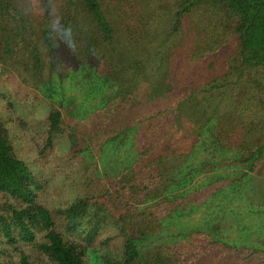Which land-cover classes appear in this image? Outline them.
Instances as JSON below:
<instances>
[{
  "label": "trees",
  "instance_id": "obj_1",
  "mask_svg": "<svg viewBox=\"0 0 264 264\" xmlns=\"http://www.w3.org/2000/svg\"><path fill=\"white\" fill-rule=\"evenodd\" d=\"M102 1L67 0L56 32L50 19L51 0H43L47 20L44 31L36 36L54 62L58 57L57 34L62 39H72L73 32L81 34L83 70L92 75L93 62L97 80L109 83L118 72L102 60L99 48L108 49L118 39ZM155 1L173 5L171 38L182 31L192 14L208 12L213 19L218 17L240 46L237 56L229 61L228 74L208 84L198 80L188 88L169 84L168 76L165 83L154 85L153 92L167 98L179 95L176 106L137 116L132 107L135 92L129 91V85L118 86L110 99L90 112L94 111L97 128L89 137V145L80 150L76 129L67 127L60 110L50 111L39 156L45 159L65 137L70 141L68 151L72 148L76 152L75 162L81 168L72 174L77 175L79 192L60 214L66 232L82 239L81 243L68 239L52 212L41 204L42 185L16 155L8 129L0 120V195L8 198L0 205L3 245H34L40 237L39 248L52 264H88L90 247L107 232L115 234L100 243L120 241L123 257L120 261L104 257V264H183L187 251L216 246L237 257L250 253L242 257V264H264V244L254 239L263 228L255 230L247 225L251 213L264 219V141L256 140L264 129V0ZM79 6L93 28L90 33L80 28L75 12ZM32 20L12 0H0L3 53L9 58L20 56L25 65L30 63L37 71L41 70L42 57L38 44L29 38ZM165 44L147 59L130 64L128 71L133 68V72L127 79L129 84L164 67L168 55ZM195 78L202 80L199 75ZM240 90H244L242 96L237 94ZM190 117H195V128L189 133L184 120ZM182 130L185 138L176 144ZM119 155L122 162L117 160ZM113 156H117L113 164L120 170H114L108 186H96ZM73 158L63 160L62 166L70 167ZM193 214L199 215L198 222L187 223ZM235 225L244 228L238 230L237 237L232 233ZM147 240L156 249L149 252L150 247L144 246ZM145 247L146 253L142 252ZM19 264H30L28 256L22 255Z\"/></svg>",
  "mask_w": 264,
  "mask_h": 264
},
{
  "label": "rangeland",
  "instance_id": "obj_2",
  "mask_svg": "<svg viewBox=\"0 0 264 264\" xmlns=\"http://www.w3.org/2000/svg\"><path fill=\"white\" fill-rule=\"evenodd\" d=\"M12 1L24 14L33 19L34 27L29 30V38L39 46L42 66L41 70L36 71L30 63L25 65L20 56L7 57L3 53L0 41V120L8 129L9 139L16 155L27 164L42 185V191L39 192L41 204L52 212L58 228L68 239L80 242L82 239H78L77 236L71 237L72 234L66 232L60 214L61 210L66 209L73 202L74 196L79 192L76 190L75 182L77 175L72 174L81 168L77 164L78 161L75 162L76 152H73L72 148L68 151L70 141L65 137L56 140L54 151L45 159L39 156L38 146L42 142V133L46 127L45 119L50 111L58 109L63 113L67 127L69 125L76 129L74 134L79 140L78 150L84 149L89 145V137L97 128L95 117L92 115L94 111L90 112L110 99L118 86L129 85V91L135 92L132 100V107L135 108L134 116L168 106L175 107L180 100L177 97L179 95L173 98L171 95L167 98L160 92L162 91L160 88L161 95L155 96L154 85L165 83L168 76V83H173L175 87L183 85L182 88H188L187 86L198 83V80L199 83L208 84L228 74L229 61L237 56L240 46L231 30L223 27L219 18L213 19L208 12L190 15L184 22L182 31L171 38L173 5L155 0H103L104 8L112 21L118 39L116 44L108 49L99 48L103 51L102 60L109 64L114 72H118L116 77L113 76L112 82L104 83L97 80L98 74L92 66L93 62L90 64L92 75L87 76L83 70L84 54L81 53L82 46L79 39L82 35L79 33L73 32L72 39L65 37L62 39L57 34L58 57L53 62L48 56L45 44L41 40L37 41V33L44 31L43 24L47 20L43 17V0ZM66 2L67 0H51L50 19L56 32L60 30ZM75 12L82 26L81 30L92 32L93 28L82 8L79 6ZM220 36L221 39H218ZM97 41L101 42V40ZM163 43H166L164 48L168 55L162 70L156 73L155 70L148 72L150 75L147 74L146 78L139 77L137 81L129 84L127 79L133 72V68L128 71L130 64L136 60L147 59L152 52H159L158 46ZM98 58L100 59L99 54ZM92 60L94 61L93 57ZM104 62L103 65H106ZM98 68L102 72V65ZM196 75L201 76L202 80L195 78ZM243 91L240 90L237 94L242 96ZM84 112L90 115L85 116ZM193 119L195 117L184 120L189 133L195 128ZM184 138L185 132L182 130L177 135L176 144H181ZM256 140L264 141V129L257 134ZM72 156L75 158L71 160L70 167L62 166L63 160L68 161ZM116 157H109L111 165L106 171H102L101 179H97L99 181L96 186H108L113 180L114 170L116 168L120 170L113 164ZM117 160L122 162L123 156L119 155ZM262 172L264 173V170ZM6 202L8 198L0 195V205L3 206ZM250 217L251 221L247 225L255 230L263 228L260 235L255 236L254 239L264 244V219L255 213H251ZM198 219L199 215L193 214L188 218L187 223H197ZM234 229L232 233L237 237L238 230L244 228L235 225ZM114 234L101 233L94 247H90L88 251L86 258L88 264H104V257L122 260L120 241H114L110 245L100 243L108 237L112 238ZM145 243L144 246L150 247L149 252L156 249L151 244V240ZM39 244H41L40 237L34 245L20 244L16 248L5 246L0 242V251L3 253L0 254V264H19L22 255L28 256L30 264H52L40 250ZM147 249V247L142 248V252L146 253ZM189 252L187 251L183 258L185 261L183 264H242V257L250 254L242 252L237 257L232 255V251L224 252L223 248L217 246ZM177 253L182 254L183 251L178 250ZM225 253L231 255L226 257Z\"/></svg>",
  "mask_w": 264,
  "mask_h": 264
}]
</instances>
